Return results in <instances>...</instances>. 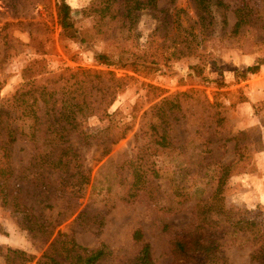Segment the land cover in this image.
<instances>
[{
	"label": "rangeland",
	"instance_id": "rangeland-1",
	"mask_svg": "<svg viewBox=\"0 0 264 264\" xmlns=\"http://www.w3.org/2000/svg\"><path fill=\"white\" fill-rule=\"evenodd\" d=\"M61 1L0 0V100L28 77L55 82L61 98L63 86L89 83L85 70L106 72V82L130 79L106 112L76 122L97 138L86 143L71 132L80 160L61 177L36 174L35 151L49 150L51 142L40 131L30 136L32 120H19L28 133L12 144L9 160L0 148V168L11 165L3 179L54 231L24 228V215L0 194L7 232L0 233V264H38L59 231L90 249L104 244L97 264H134L143 244L133 237L136 229L150 243L154 264H262L264 0H223L210 14L200 0H157L160 9L174 4L186 16H166L147 4L124 19L103 11L104 0H66L75 32L59 23ZM239 8L247 22L234 34ZM188 43L194 51L185 54ZM105 52L140 65L103 64L96 56ZM258 63V72H246ZM125 125V136L111 143ZM196 230L214 244L206 261V254L174 252L175 238H192Z\"/></svg>",
	"mask_w": 264,
	"mask_h": 264
},
{
	"label": "trees",
	"instance_id": "trees-1",
	"mask_svg": "<svg viewBox=\"0 0 264 264\" xmlns=\"http://www.w3.org/2000/svg\"><path fill=\"white\" fill-rule=\"evenodd\" d=\"M200 1L203 3L202 5L206 14H210L213 5H224L223 0ZM104 2L103 11H112L115 16L120 15L123 19L134 15L135 12L137 13L139 9L147 4L159 13L165 12L166 16L179 18L181 14H185L182 8H177L174 4H172L174 6L173 10L160 9L157 5V0H104ZM241 11H243L241 8L237 10V21L232 30L234 34H237L241 26L247 22L246 18L241 14ZM58 18L64 31L69 32L75 29L72 18V7L66 0H62L58 5ZM187 22L193 28L196 21L189 17L187 18ZM73 35L75 36L76 34ZM187 49L188 52L185 54L194 51L189 43ZM40 52L41 54L46 53L43 48H40ZM117 57L114 58L113 54L105 52L98 53L96 59L106 65L122 63V66H132L135 70L140 65L137 60H129L124 56ZM261 64L258 63L253 66H248L246 72H258ZM27 71L26 69L25 72ZM83 73L92 76L88 80L89 83L86 86L73 85V87L69 88L63 86L64 91L66 90V92H63L67 95L66 98L59 96L60 86H56L55 82H40L37 78L28 77L26 78V82L11 97L0 100V148L4 150L8 160L11 158L12 144L19 136L28 133L18 123L23 117L27 120H32V124L29 125L30 136L37 137L40 131L51 142L49 150H43L42 152L39 150L35 151L36 155L31 164L37 169L36 174H41L42 171L47 170L49 172H58L61 177L69 172L72 162L78 164L80 153L70 142L69 136L71 132L75 131L78 137L82 138L86 143L91 140H96L97 137L87 133L76 122L81 118L97 115L101 111L106 112L109 106L115 101L118 92L127 87L130 79L129 77H110L107 78L106 82L104 81V74L106 72L85 70ZM94 80L97 81L94 82ZM111 83L115 84L112 85ZM94 89L96 91L95 94L92 91ZM161 117H163L162 114ZM129 128V125H125L123 128L120 127L118 132L112 134L113 139L111 143H116L122 139ZM1 134H5V139L2 140ZM160 138L162 140L166 139L164 133L160 134ZM108 152L109 148L104 147L103 154H107ZM10 167L11 165L9 164L8 167L0 168V180L1 178L3 179L5 176L4 173L7 170L10 174ZM75 173L77 174L78 171ZM74 175L73 172L70 174V176ZM42 183L45 185L44 182ZM0 187H2L0 194L2 195L3 201L6 204H12L14 209L24 215V219L21 222L24 228L50 236L53 234L54 229L48 230L44 221L39 219V216L33 213V209L21 200L20 189L10 186L6 177L0 182ZM48 189L46 190L48 191ZM0 233H7L1 222ZM133 237L135 241L143 242L140 254L134 264H154L151 245L144 240L143 232L140 229H136ZM210 243L211 241L207 243L202 241L201 231H197V234L192 238L189 234H185L183 237H176L174 252L183 258H199L206 254L204 256V261H206L211 257V250L214 248V244ZM16 253L23 254L24 252L17 250ZM105 254L106 246L104 244L98 248L90 249L79 244L74 237L67 236L59 231L54 243L43 253L38 264H60L57 255H63L73 264H97ZM262 264H264V260Z\"/></svg>",
	"mask_w": 264,
	"mask_h": 264
}]
</instances>
